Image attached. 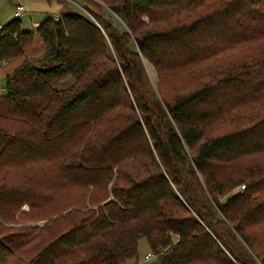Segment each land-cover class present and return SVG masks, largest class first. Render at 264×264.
I'll list each match as a JSON object with an SVG mask.
<instances>
[{"label": "trees", "instance_id": "1", "mask_svg": "<svg viewBox=\"0 0 264 264\" xmlns=\"http://www.w3.org/2000/svg\"><path fill=\"white\" fill-rule=\"evenodd\" d=\"M67 1L0 28V264H264V0Z\"/></svg>", "mask_w": 264, "mask_h": 264}, {"label": "rangeland", "instance_id": "2", "mask_svg": "<svg viewBox=\"0 0 264 264\" xmlns=\"http://www.w3.org/2000/svg\"><path fill=\"white\" fill-rule=\"evenodd\" d=\"M68 1L67 2L69 4L70 9H72L76 12L82 11L81 6L84 5L83 0H68ZM94 1H96V0H94ZM97 2L98 1L95 2L97 5L103 6V8L106 9L107 11L109 10V9H107V6L105 5V3L100 2V1L98 3ZM16 5L24 6L25 10L27 12L26 14H23L18 18L21 21L22 28L25 30L33 29L35 23L42 22L46 18V16H48V15H51V14L58 15L59 11L61 9L60 0H0V26H4L5 24L10 22L11 20L17 18L14 15ZM86 7L87 8L83 7L84 13L87 16H91V18L95 19L96 21H97L96 16H101L104 13L100 7L92 4V2H87ZM112 15H115V14H112ZM101 18H102V16H101ZM116 18H118V17L114 16L112 18L113 23H115ZM5 66L6 65H3V66L0 65V87L5 86V76L6 75H4V74L1 75L2 70L5 68ZM147 71L149 73L151 81L155 83L156 82V75H155L153 68L151 66L147 65ZM68 83H69L68 80L66 82H63V84H65V85ZM112 98H114V97L112 96ZM94 112H97V109L94 108ZM79 120H81V118ZM72 176L78 177V178L79 177L92 178V177H94V171L88 172L86 174H84L83 172L72 173ZM238 188H241V187H238ZM58 190L59 189H57L56 191H58ZM58 193L60 194L59 198H63L66 196V193H64L62 190L58 191ZM24 205H26V207L28 209L29 204L27 202H25ZM149 252H150V249H149L148 243H147L145 238H142L139 242V247H138V260L140 262H142L144 257L146 256V254H148Z\"/></svg>", "mask_w": 264, "mask_h": 264}, {"label": "crops", "instance_id": "3", "mask_svg": "<svg viewBox=\"0 0 264 264\" xmlns=\"http://www.w3.org/2000/svg\"><path fill=\"white\" fill-rule=\"evenodd\" d=\"M40 23H35L34 27H38ZM1 27V26H0ZM45 51V43L41 38L38 36L35 37L32 44L25 48L24 54L13 61L6 62L3 61L0 65H6L5 68L2 70V74L7 75L8 73L12 72L26 57H36L41 55ZM9 66V67H8ZM7 67V68H6Z\"/></svg>", "mask_w": 264, "mask_h": 264}, {"label": "built area", "instance_id": "4", "mask_svg": "<svg viewBox=\"0 0 264 264\" xmlns=\"http://www.w3.org/2000/svg\"><path fill=\"white\" fill-rule=\"evenodd\" d=\"M26 10L25 7L22 5H16L15 7V17L19 18L21 15L26 14ZM59 15L56 16V19H58ZM1 28V27H0ZM244 186L241 187V189H243ZM23 210H27V207L24 205L22 206ZM39 225H42L43 222H39ZM155 259V254L153 252H149L148 254H146V256L144 257L143 261L140 262L139 260L135 263V264H150L153 260Z\"/></svg>", "mask_w": 264, "mask_h": 264}]
</instances>
